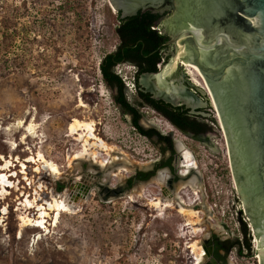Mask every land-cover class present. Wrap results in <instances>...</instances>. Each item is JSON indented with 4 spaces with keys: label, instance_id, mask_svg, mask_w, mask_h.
<instances>
[{
    "label": "rangeland",
    "instance_id": "obj_1",
    "mask_svg": "<svg viewBox=\"0 0 264 264\" xmlns=\"http://www.w3.org/2000/svg\"><path fill=\"white\" fill-rule=\"evenodd\" d=\"M45 4L43 13L30 0H0V39L4 33L14 39L0 52V172L9 161L12 174H17L9 179L14 187L0 201V208L8 211L0 215V264H193L192 244L204 246L211 235L241 239L238 220L243 219L252 253L239 257L232 250L226 264L256 260V236L248 218L239 214L241 203L227 147L217 129L213 133L217 149L209 150L174 130L148 107L140 109L141 127L171 134L180 149L194 156L196 173L180 180L173 191L186 207L198 212L196 216L182 215L174 207H154L156 200H167L170 191L164 192L159 169L120 196L111 194L103 200L105 192L97 184L118 190L135 171L150 170L160 148L132 127L102 81L100 59L118 45L116 10L109 0H74L64 9L58 8L57 1ZM117 70L131 80L135 68L119 65ZM74 119L94 122L95 133L119 153L120 160L104 164L109 158L103 153L96 162L72 160L81 150L77 137L68 132ZM25 125H31L29 136ZM38 153L58 166L57 179L44 171L37 173L38 162H28ZM192 180L197 193L189 188ZM42 182L48 189L38 196L48 200L61 194L72 209L61 213L56 223L48 220L46 230L28 227L20 235L17 198L25 194L22 201L27 195L32 201ZM90 185L86 190L90 195L83 198L80 191ZM208 260L205 257L204 264Z\"/></svg>",
    "mask_w": 264,
    "mask_h": 264
},
{
    "label": "water",
    "instance_id": "obj_2",
    "mask_svg": "<svg viewBox=\"0 0 264 264\" xmlns=\"http://www.w3.org/2000/svg\"><path fill=\"white\" fill-rule=\"evenodd\" d=\"M175 1L183 18V30L174 36L171 66L152 75L156 80L154 89L162 90L184 46L183 60L202 75L212 95L243 213L256 236L259 264H264V0ZM109 4L118 10L114 0ZM197 14H202L205 21ZM222 21L228 23L222 26ZM189 39L196 47L188 46ZM180 79L178 75L171 77V81ZM165 90L179 94V87L174 85H167ZM111 94L113 97L114 91ZM97 187L106 188L100 184ZM106 189L120 196L116 189ZM89 195L87 192L83 197ZM208 243L204 240V244Z\"/></svg>",
    "mask_w": 264,
    "mask_h": 264
},
{
    "label": "flooded vegetation",
    "instance_id": "obj_3",
    "mask_svg": "<svg viewBox=\"0 0 264 264\" xmlns=\"http://www.w3.org/2000/svg\"><path fill=\"white\" fill-rule=\"evenodd\" d=\"M114 1L118 5V10H116L117 25L115 28V33H116V30L120 29V27H121V23L119 20L135 16L139 12L142 15L150 13V14H154L157 16L155 21H154V24H155L154 26L156 27V31H158L162 35V42L156 47L155 51L158 52V55L161 56V59L157 63V66H156L157 71L155 73L141 74L138 78V83H139V86L142 89V91L145 94H148L149 98L151 100L157 102L156 105L153 102L150 103L154 107H151L150 105H146V107H148L150 110L155 112L157 115L163 117L167 122H169V124L172 126V128L174 130L178 131L179 133H181L183 136H186L190 140L202 144L203 146L207 147L209 150H211L212 148L217 149V148H215L214 145H218V143L215 144V142H214L215 137L213 135L215 129H217V130H219L221 140L224 142V145L226 147L227 143H226L225 134H224V131L222 130V126L220 123V119L218 117L219 115L217 114V110H216L215 106L212 105L211 94L208 93L204 89V86L195 85L192 82L191 77L187 73L185 67L182 66V64H181L182 61H184L183 60L184 59V46L180 45L183 47V54L181 55V58H179L177 60V67H176L175 71L170 76L165 77V82H164V86L162 87V90L157 92L158 90L154 89V88H156V80L153 78L152 75L158 74V72L161 71L162 69L164 70L165 68L171 66L170 64L173 63V57L175 55V45L173 44L174 36L176 35V32L183 30V28H182V26L184 24L183 18H182L181 13L179 12L176 1L175 0L174 1L173 0H114ZM201 1H199V2H201ZM193 4H194V2H193ZM110 7L113 8L111 5H110ZM197 15L200 17L199 18L200 20L205 21L204 19H201L202 14H197ZM227 23H228V21H226V22L222 21L221 25L225 26ZM237 25H238V27H241L239 24H237ZM176 28H178V29L175 31ZM116 36L118 39V45H120L121 41H120L117 33H116ZM188 46L191 49H192V46H195V44H193V40L189 39ZM177 48H178V52H179V44L177 45ZM119 65L132 66L135 68L134 73L137 71L136 67H135L136 65H134V63H131L129 61H123V62L119 63L117 66H119ZM174 75H178L181 78L180 82H177L175 80L171 81V77ZM167 85H170V88L172 85L179 87V94L177 96H175V95H172V92H169V93L166 92L165 87ZM136 94H137L136 90L132 95L129 94L127 90L124 93L126 100L129 101L130 103H133V98L136 97ZM114 95H115V92H114ZM141 108H143V107L139 108L140 114H141V112H140ZM179 114L185 115L189 121H191V120L201 121L206 126L207 129L203 132L195 133L194 131L186 128V126L184 125L185 123H183L181 120H179V119H181L179 117L180 116ZM176 115H178L177 120L173 119L174 117L176 118ZM130 124H131V118H130ZM138 124L141 127L140 121L138 122ZM141 128L144 129L143 127H141ZM144 130L154 131L151 133V136H149L148 138L146 137V138L149 141L154 142L160 148L159 157H158V159H156L155 161H153L151 163L153 165V167L149 168L150 170H148L146 172L135 171L129 178L126 179L124 186H119L118 190H116V191H118L117 193H119V194L123 193L124 191L130 189L137 182L146 181L149 177L153 176L155 174V172L159 169L162 171L161 180H162V184L165 185L163 187L164 192L165 191L168 192L170 190L169 195H167V197H171L175 202L177 201V202L184 203L185 201L181 200V198L178 196V193H174L175 191H173V190L175 189L176 185L178 184V182L180 180H187L190 177V175L196 173L195 170L198 168V165L194 159V156L192 155V153L190 151L186 150L185 148L180 149L177 146V142L172 139L171 134H162L153 126L147 128V129H144ZM226 151H227V155L229 156L228 150H226ZM24 162H27V160ZM28 162L33 163L31 160ZM16 163L18 164V161ZM33 164H35V163H33ZM191 164L193 165L192 168H189V170L185 169L184 165H191ZM23 167H24V165H22V168ZM10 168H12V164L9 165L5 170L1 169L2 173H4V171H6V173L4 175L7 176L6 178H7L9 183L11 181H13V180L10 181L9 179L10 178L14 179L17 175V174L13 175ZM24 168H23V170L25 171L26 168L25 169ZM182 169H184V170H182ZM185 170H187V171L185 172ZM18 172L22 173L20 170ZM22 174H25V173H22ZM231 174H232V172H231ZM114 176H116V174H114ZM232 178H233V176H232ZM161 180H160V182H161ZM190 183H189V185H190L189 188L194 193H197L195 191L196 186H195L194 181L192 180V181H190ZM6 185H8V183ZM234 186L233 187L236 189L237 196H238L237 199H238V201H240L241 207L243 208V201H242V199L238 193L239 191L236 188V185H234ZM13 187L14 186H11V187L6 186V188H13ZM89 187H92V186L90 185V186L86 187L85 189L82 188V190L80 191V192L84 193L82 195V197L84 195H86V193H87L86 190ZM185 187H183V188H185ZM46 189H48V188H46ZM193 189H195V190H193ZM101 190H103V192H105V195H106L103 198H106V197H108V195L110 196L111 194L113 195V193L110 192L106 188H103ZM35 193H37V192H35ZM19 196L20 197L17 198V201H18L17 203L21 204V202H24V201H22V199L24 198L25 194H20ZM35 196H36V194H35ZM87 197L88 196L83 197V198H87ZM176 197H177V199H176ZM26 198L29 200L31 198V196L27 195L25 197V199ZM3 199H5V197H3ZM3 199H0V201ZM42 199H43V201L38 202L39 205L44 204V201H50L51 200L50 198L48 200H45L43 197H42ZM164 200H162V201H164ZM1 210H3V212ZM7 212L8 211H7L6 207L2 206V208H0V213L2 215H6ZM31 213L35 214L36 211H33ZM34 228H36V227H34ZM215 238L220 240V241H223L217 235H211V237L206 239V242L209 241L208 245L204 244V246L202 247L205 257L209 258L207 264H226V257L227 256L225 255L223 249H220L217 251V254L221 257L220 259L219 258L217 259L214 255L215 248L217 247L216 242H215ZM202 249H201V251H202ZM208 249H210L211 254H208ZM204 262H205V258L201 264H204Z\"/></svg>",
    "mask_w": 264,
    "mask_h": 264
},
{
    "label": "trees",
    "instance_id": "obj_4",
    "mask_svg": "<svg viewBox=\"0 0 264 264\" xmlns=\"http://www.w3.org/2000/svg\"><path fill=\"white\" fill-rule=\"evenodd\" d=\"M35 4V10L40 12H46V2H59V9H64L65 4H70L74 0H30ZM154 14H144L140 12L132 17L119 20L121 23L120 29L116 30L117 35L121 41L120 45H117L115 50L111 53L105 54L99 62V72L105 86L110 90L114 91L113 102L120 110L123 115H128L131 118V125L138 133L144 137L151 136L154 131H146L142 129L138 122L141 119L139 113L140 107H146V105L152 106L150 103L157 104L149 98L148 94H145L139 86L138 78L141 74L155 73L157 71V63L160 61L161 56L156 52V47L162 42V35L156 31L154 21L156 19ZM3 24H6L3 22ZM13 34L16 30L12 31ZM11 34L5 35L0 39V52L5 50L7 46L13 41ZM123 61H129L136 65V72L134 73V83L136 87V97L133 98V103L126 100L124 93L126 88L121 80V77L115 72L117 65ZM0 67L1 62H0ZM180 118L186 128L197 132H203L207 128L201 121H189L185 115L179 114ZM176 115V118L178 119ZM239 230L242 238L235 237L233 239H225L220 241L215 238L216 248L214 251L215 257L220 259L221 257L217 254V251L223 249L227 256L232 250L236 251L237 256L242 257L244 252L246 255H251V243L248 229L246 228L245 222L238 220ZM250 257V256H248Z\"/></svg>",
    "mask_w": 264,
    "mask_h": 264
},
{
    "label": "bare ground",
    "instance_id": "obj_5",
    "mask_svg": "<svg viewBox=\"0 0 264 264\" xmlns=\"http://www.w3.org/2000/svg\"><path fill=\"white\" fill-rule=\"evenodd\" d=\"M176 58L178 60L179 58H181V56H177ZM181 64H182V66L185 67L187 73L191 77L192 82L197 86H200V85L204 86V89L208 93H210V90H209L206 82L204 81L202 75L191 64H189L185 61H182ZM211 97H212V95H211ZM211 99H212V105L215 106L213 98H211ZM215 108H216V106H215ZM217 114H218V112H217ZM220 123H221V121H220ZM221 126H222V124H221ZM7 130H9V129H6V132H7ZM28 130L31 131V125H29L27 127V129L24 128V132H25L26 136L30 135ZM68 132H69V136L71 138H74L75 136L77 137L76 142H78L81 146V150L78 151L74 155L72 160H88L89 159L91 161L93 160L94 162H96L97 159H100V156H99L100 153H104L105 155H108V158H109V159H107L108 161L107 162L102 161L104 164L120 160V158L118 156L119 153L116 151H115L116 153H114L113 147H109L108 144L95 133L94 122H92V121L84 122V121H78V120L74 119L68 126ZM26 136H25V138H26ZM30 160L33 163L38 162L39 166L36 169L37 173H41L42 171H44V172H46V175H48L49 178H55V179H57V177H59L61 175V172H60V169L58 168V166L55 163L47 160L45 158V156L41 153L37 154V159L30 158ZM5 161H6V159H5ZM9 164H10L9 161L5 162V167H3L2 169L5 170L9 166ZM184 166H185V169L189 170V168H192L193 165L191 164V165H184ZM182 170H184V169H182ZM187 170H185V172ZM6 177L7 176L3 175L2 171H1L0 172V190H1V192H0L1 198L0 199H3V197L5 195H8V189L9 188H6V186L11 187ZM55 181L56 180H54L53 184L48 182L51 184V187H52L51 191L55 190V189L53 190ZM233 182H234V180H233ZM7 183H8V185H6ZM234 185H235V182H234ZM46 188H47V184L45 182H42V184H40L38 186V189H36L37 193H35V194L38 196L39 192H42V190H44ZM57 193H58V191H57ZM50 199L51 200L49 202L44 201V204L39 205L38 202L43 201L41 196L34 197V199L32 201L28 200L26 198L24 200V203H21L19 205L20 207L17 208L16 211L18 212L17 221H18V227H19V231H20L19 234L20 235H22L24 230L27 229L28 227H31V228L36 227L35 229L42 228V229L46 230L45 228H46V223L48 220L51 219V221L56 223L61 213L71 211L72 208L66 204V202L63 200V196L61 194H58L57 197L52 196ZM176 199H177V197H176ZM154 207L161 208V210H163L164 208L166 209L169 207H175L178 209V212H180V214L185 215V216H189V217H194L198 214V212L194 211L192 207L187 206L188 207L187 208L184 205V203L177 202V201L175 202L171 197H168L167 200H164V203H162L161 199L156 200L154 203ZM33 211H36V213L34 215L31 213ZM0 215H1V213H0ZM197 223L199 224V222H197ZM191 224H193V226H194L195 222H192ZM195 231L198 232L199 229H195ZM254 244L257 247V241H254ZM202 247L203 246L200 247L199 245H196V244H194V245L192 244V246H190V248L192 249V253L195 256L193 264H201L204 261L205 255H204V251H203ZM201 249H202V251H201ZM259 259H260V257H259Z\"/></svg>",
    "mask_w": 264,
    "mask_h": 264
},
{
    "label": "built area",
    "instance_id": "obj_6",
    "mask_svg": "<svg viewBox=\"0 0 264 264\" xmlns=\"http://www.w3.org/2000/svg\"><path fill=\"white\" fill-rule=\"evenodd\" d=\"M116 73L121 77V72L120 71L117 70ZM121 80L123 81V84L125 85V88L128 91V93L129 94H133L135 92V90H136L135 89V83H134L133 77H131V80H129L128 78L125 79V78L121 77ZM237 201H238V199H237ZM239 212H240L239 214H241V212H243V208L241 206H240ZM242 221L245 222L244 219ZM233 255L234 256H232L231 259L234 260V263H235L237 261V257H236L235 254H233ZM243 256H247L246 255V252H244V255ZM258 256L259 255H254V257H255L256 260H253L251 262V264H259V257ZM239 264H241V263H239Z\"/></svg>",
    "mask_w": 264,
    "mask_h": 264
},
{
    "label": "clouds",
    "instance_id": "obj_7",
    "mask_svg": "<svg viewBox=\"0 0 264 264\" xmlns=\"http://www.w3.org/2000/svg\"><path fill=\"white\" fill-rule=\"evenodd\" d=\"M133 75H134V73H133ZM133 75H132V77H134ZM118 76H119V75H118Z\"/></svg>",
    "mask_w": 264,
    "mask_h": 264
}]
</instances>
